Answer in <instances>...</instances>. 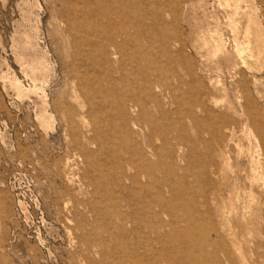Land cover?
Here are the masks:
<instances>
[{"label": "rangeland", "instance_id": "rangeland-1", "mask_svg": "<svg viewBox=\"0 0 264 264\" xmlns=\"http://www.w3.org/2000/svg\"><path fill=\"white\" fill-rule=\"evenodd\" d=\"M96 2L0 0V264H131L145 249L173 258L182 242L205 258L202 236L181 242L148 227L160 224L153 212L184 225L186 211L219 195L211 222L228 242L219 215L236 202L231 170L247 169L235 144L258 140L242 125L244 97L264 105V69H243L233 52L245 5L235 14L226 0ZM254 3L264 27V0ZM225 123L234 144L223 154L210 142L217 173L205 174L199 130ZM209 263L227 264L221 254Z\"/></svg>", "mask_w": 264, "mask_h": 264}, {"label": "bare ground", "instance_id": "bare-ground-1", "mask_svg": "<svg viewBox=\"0 0 264 264\" xmlns=\"http://www.w3.org/2000/svg\"><path fill=\"white\" fill-rule=\"evenodd\" d=\"M96 3H97L96 0H92L93 5H95ZM226 4L229 7L233 8L235 14H237L238 12H242V11H240V9H242L241 5L242 4L245 5L243 13L245 16L246 24H245V28L242 31L243 40H241V41L235 40V46H233V52L237 55L239 63L243 69H248V71H249V70L256 68L257 72H261L262 69H264V64H262L259 67H253V64H251L252 61L253 62L255 61V65H258L257 63H261L259 61H262L264 63V27L260 22H258V17H257L258 11L257 10L259 9V7L256 8L254 0H226ZM229 7H227V8H229ZM67 21L68 22L72 21V18L69 16V19ZM232 32H238L236 26L233 27ZM113 46H114V44H113ZM221 46L224 48L226 47V45L225 44L223 45L222 42H221ZM113 52H114V50H113ZM242 78L244 79V75ZM242 78H240V79H242ZM247 79H249V78H247ZM257 82H258V80H257ZM244 84H245V82H244ZM246 84H247V82H246ZM13 85L20 93L23 91V88H22L21 83L19 81L15 80L13 82ZM100 85H101V83H100ZM242 89H244V87ZM38 90H39V88H37V86L34 85L33 90H31V91L38 92ZM255 93L258 96L260 95V91L258 88H255ZM238 95H239V93H238ZM244 99H245V106L243 104V106H244V116L243 117L245 119L244 120L245 122L242 123V125L244 124L245 128H249V125H251L256 132L255 137H253L254 141L256 142L257 138H258V140L256 143L254 142L255 145H253V146L250 145L252 143L251 140H249V141L247 140L248 142H250V141L251 142H250L249 146H246V147L241 146L239 144H235L238 147V153H239V155H241L242 160H245L247 162V169L242 170V173H243V174L241 173L242 175L239 173V171H234L233 169L231 170V180H233V182L235 183L234 189L236 191L235 192L236 202L231 204L230 210L228 211V216H227L228 219H225V215L227 213L226 211H222L221 214L219 215V219L222 221L221 222L222 224L220 225V227H221L222 231H226L227 237H228V242H226L225 239L223 238V235L221 234V230H219L215 226V224L213 222H211V220H214L215 213L219 210L218 205H219L220 195L217 199L212 196V198L210 199V202L201 201L200 203H197V205H196L197 210L196 211H193V210L192 211L191 210L186 211L187 206L183 203L181 206V209L186 211L184 213V215H182V216H184L182 218V220L184 219V221H185V223H183L184 225L179 224V223L174 222V221L170 222V220L168 223H163L162 222L163 220L161 221V219H160V217H162V216H160L161 214H158L157 212L156 213L153 212L154 217L157 218V220L159 221L158 223H160V224L157 226L151 225L148 227V231L151 235L152 234L156 235V237L158 238V237H160L159 235L162 234L163 229L166 230L167 228L169 229L168 235H171L174 237H179V239L184 238V237L190 238V236L193 237L194 235L197 234L199 236H196V237L200 238V236H202L203 238L206 239L205 241H203V246H208L211 250L210 253L208 254V257L202 258L199 253H197V254H196V252H194L193 254L189 253V250L188 251L186 250L188 247L185 248V243L182 242V240L180 239L182 242L181 245H178L180 247H178V250L176 249L177 252H175V254H171V255H174L173 258L175 260V262L173 261V263H171V264H186L187 260H189V262L191 261V263H196V264H210L209 261H211V260L214 262H218L220 254L222 256V259L224 261H226L227 264H235V262H237V261L240 264H262V263H264V210L262 209V207L264 205V201H262L264 199V105L259 104L258 101L257 102L253 101V99H251V97L248 94H246V97H244ZM236 100H240V99H236ZM259 101H262L261 95L259 96ZM200 103H202V102H200ZM250 103H252V106H250ZM180 105H182V104H180ZM249 107H251V109L253 108V110H250ZM203 112H205V111H203ZM242 114H241V116H242ZM190 117H191V115H190ZM81 118H83V117H81ZM207 118H208V116H207ZM205 121H207V120H205ZM180 122H181V120H180ZM208 123H210V122H208ZM223 126H224L223 127L224 131L221 130L222 128L219 129L218 126H217V128L216 127L213 128L211 126H208V127H206V129L203 128V129L199 130V134L201 136H207L208 137L206 140H204L205 145L204 144L203 145L205 146V149L207 150V155H208L209 160L206 163H201L202 164L201 168L203 169V172L205 174L209 175V171H212V170L216 171V168L214 167V163L211 161V156H210L211 146L209 147L210 142L217 141V144H218L217 150L223 154L226 153L228 146L232 142L234 144V141H235V139H234V134H235L234 128H232L231 125L228 123L223 124ZM241 129L245 130L243 128H241ZM248 131L250 132V130H248ZM194 134H195V132H194ZM251 134H252V131H251ZM256 136H257V138H256ZM250 137H252V135ZM250 139H252V138H250ZM180 149L182 150L183 148H180ZM181 150H179V152ZM179 152H178V154H179ZM192 158L193 157L191 156V160H192ZM194 161H196V160H194ZM182 171H183V169H182ZM215 171H214V173H215ZM216 173H217V171H216ZM135 178H137V177H135ZM176 178H178V177H176ZM208 181H209V179H208ZM229 182H230V180H229ZM237 182H238V184H240V182H241V185L240 186L236 185ZM219 183H221V182H219ZM171 190H174V189H171ZM176 191L177 192L174 195L176 197H181L180 190H176ZM241 198H246V201L242 202L241 208L239 210V207L237 206L238 204H236V203H238V201ZM194 201L196 202L197 200H194ZM194 201H192V202H194ZM123 206H124V204H123ZM165 208L168 211L170 210L171 212H174L176 210V205L172 201H166ZM120 217H121V215H120ZM172 218H174V216ZM231 220H234L236 222V224L234 225L231 222ZM223 221H225V222L223 223ZM242 229L244 230V232ZM166 236H167V234H166ZM213 236H215V237H213ZM187 238H186V240H187ZM172 240L174 241L173 238H172ZM190 241H189L188 245H191ZM178 242H180V241H178ZM162 243H160V244H162ZM172 245H174V244H172ZM162 246H164V245H162ZM168 246H170V244ZM194 246L197 247L196 244ZM157 247H159V244ZM201 247H202V245H201ZM189 248H190V246H189ZM142 249H144V248L142 247ZM192 249H194V248H192ZM152 250H154V249L152 248ZM260 250H262V251H260ZM198 251H199V249H198ZM246 251L249 253L250 257L246 256V254H245ZM135 253H136L135 257H137V258H135L137 260V263H132L133 262L132 259H134V257H133V255H130L131 260L129 261V263H131V264H144L143 261L140 260L138 257H142V259H146L149 262L151 261V259H153L154 256H156V258H157V256L159 257L160 255H163L165 260H169V258H172L169 254V253H171V251L168 249V247L165 249L163 248L162 250H160L158 252L157 251L152 252L151 250L145 249V252H144V254H142V256L138 255L139 252L137 253L135 251ZM247 258H249V259H247ZM157 259H159V258H157ZM176 261H177V263H176ZM168 264H170V263H168Z\"/></svg>", "mask_w": 264, "mask_h": 264}]
</instances>
